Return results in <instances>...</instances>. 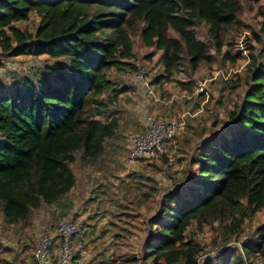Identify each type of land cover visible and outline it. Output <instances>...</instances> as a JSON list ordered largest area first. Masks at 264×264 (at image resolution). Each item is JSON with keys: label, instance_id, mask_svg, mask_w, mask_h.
Wrapping results in <instances>:
<instances>
[{"label": "trees", "instance_id": "1", "mask_svg": "<svg viewBox=\"0 0 264 264\" xmlns=\"http://www.w3.org/2000/svg\"><path fill=\"white\" fill-rule=\"evenodd\" d=\"M251 1L0 0L1 52L46 56L54 62L22 85L0 89L4 224L26 226L34 212L61 204L77 184V154L87 164L103 157L120 120L101 119L107 107L101 98L117 91L112 71L137 74L135 36L159 53L164 72L155 83L170 82L184 66L193 76L212 63V50L222 54L227 35ZM33 15L38 19L34 30L17 25ZM200 24L209 27L210 43L198 38ZM249 50L241 102L227 124L197 144L185 179L161 195L143 244L146 261L249 264L264 254V227L242 238L246 221L264 209V48L257 55ZM223 59L235 62L229 52ZM198 95L207 97L205 92ZM214 224L224 242L240 246L206 254L205 246L188 237L193 227L203 230ZM81 255L74 263L79 264Z\"/></svg>", "mask_w": 264, "mask_h": 264}, {"label": "rangeland", "instance_id": "2", "mask_svg": "<svg viewBox=\"0 0 264 264\" xmlns=\"http://www.w3.org/2000/svg\"><path fill=\"white\" fill-rule=\"evenodd\" d=\"M37 22V17L33 15L30 21L17 25L34 30ZM208 30L205 24L196 27L198 38L210 43ZM134 43L136 64L139 70L145 71L154 95L144 84L136 81V73H110L117 91L102 96L107 107L102 111L105 116L101 119L116 117L120 120V127L116 137L108 141L107 156L97 166L84 167L77 154V163L73 164L77 188L61 204L44 206L34 212L26 226H7L0 213V264H36V242L46 227L53 229L63 220L81 224L82 219L73 218L83 215L87 218L90 213L98 218H94L91 224L98 223L99 229H105V234L101 237V233H98L99 238L94 236L88 245L85 242L82 264H153V260L143 259V244L150 232L149 220L158 210L161 195L185 179L190 157L197 144L227 124L229 114L241 102L246 90L244 80L250 63L249 48L256 55L264 48V0L244 4L238 24L225 39L222 54L212 50V63L204 64L193 76L184 66L170 82L155 83L156 78L164 72L159 53L146 48L139 37H134ZM225 52L235 59L234 63L223 59ZM148 56L151 59L147 60ZM53 63L46 56L9 57L0 50L1 91L8 92L10 88L24 84L27 78H36ZM230 76L231 79L227 81ZM182 84L191 85L184 87ZM202 92L207 93L209 98L200 97L198 94ZM184 114H191L192 117L188 119L187 128L177 136L178 148L174 155L181 163L180 172L164 158L140 160L133 165L126 162L134 139L147 127L148 117L168 120ZM91 194L92 201L89 200ZM136 199L140 200L138 204ZM122 203L129 210L138 212L137 216H131L134 222L131 230L133 236L126 227L123 228L129 218L125 216L124 220H119L117 215L121 212ZM87 208L86 213L84 210ZM263 227L264 209L246 221L242 238L252 236ZM127 237H130L129 240ZM188 237L205 246L206 254H218L224 247H239L238 242H224L217 224L205 226L203 230L193 227ZM249 264H264V254H257L249 260Z\"/></svg>", "mask_w": 264, "mask_h": 264}, {"label": "built area", "instance_id": "3", "mask_svg": "<svg viewBox=\"0 0 264 264\" xmlns=\"http://www.w3.org/2000/svg\"><path fill=\"white\" fill-rule=\"evenodd\" d=\"M145 75V71L140 69L136 74V81L144 84L149 93L154 95ZM189 117L192 115L184 114L168 120L148 117L147 127L134 139L126 162L133 165L140 160L166 157L168 163L180 172L182 166L174 152L178 148L177 136L187 127ZM85 238L83 226L72 220H63L53 229L48 226L36 242L35 261L37 264H76L75 257L84 252Z\"/></svg>", "mask_w": 264, "mask_h": 264}, {"label": "crops", "instance_id": "4", "mask_svg": "<svg viewBox=\"0 0 264 264\" xmlns=\"http://www.w3.org/2000/svg\"><path fill=\"white\" fill-rule=\"evenodd\" d=\"M117 135V134H116ZM116 135L113 137V138H115L116 137ZM112 138V139H113ZM112 139H109L108 141H110V140H112ZM108 141L106 142V152H105V154L103 155V157L96 163V164H87V163H84V167H94V166H97V165H99L104 159H105V157L107 156L106 154H108V149H107V145H108ZM75 163H77V161L75 162ZM74 170V169H73ZM76 175V174H75ZM76 178H77V176H76ZM77 184H78V180H77ZM77 184H76V187L70 192V193H72L76 188H77ZM70 193L68 194V196L70 195ZM67 196V197H68ZM138 197V196H137ZM66 199V198H65ZM64 199V200H65ZM89 200L90 201H92L93 200V194H91L90 195V198H89ZM138 201H140V200H137L136 199V203L138 204L139 202ZM122 202V201H121ZM144 202H146V201H144ZM91 205V203H89V206ZM140 205V204H139ZM53 207V206H52ZM66 208V207H65ZM131 209H132V207H131ZM89 209L87 208L86 210H84L86 213H87V211H88ZM65 211V210H64ZM67 211V210H66ZM121 212H119L117 215L119 216V220H121V219H123L124 220V218L123 217H128L129 218V220H127V222H126V225L125 226H123V228H127L128 229V231L130 232V235L131 236H133L132 235V228H133V224H134V222L132 221V218H131V216L132 215H134V216H137L138 215V212L137 213H135L134 211H133V209L132 210H129V208H127L126 207V205H124L123 203H122V205H121V210H120ZM85 212L83 213V214H85ZM62 213H65V212H62ZM122 215H124V216H122ZM62 216H67V215H65V214H63ZM89 216L90 217H87V218H84V215L83 216H80V217H78V216H75L73 219H75V220H77V219H82L83 220V222L81 223V225L83 226V228L85 229V232H86V238H85V242H86V245H88V243H89V240L90 239H94V236L95 237H97V238H99L98 237V233H101V237L102 236H104V234H105V229H103V227L102 228H100L99 229V224L98 223H96L95 225H93V224H91V222H92V220L94 219V218H96V219H98L97 218V216H96V214H93V215H91V213L89 214ZM78 217V218H77ZM135 218V217H134ZM135 219H137V218H135ZM79 223V222H78ZM129 235V236H130ZM117 237H122V235H118ZM128 238V237H127ZM130 238V237H129ZM129 238H128V240H129ZM129 242V241H128ZM85 252V251H84ZM84 252H83V254L79 257V264H82L81 262H83L84 261Z\"/></svg>", "mask_w": 264, "mask_h": 264}]
</instances>
